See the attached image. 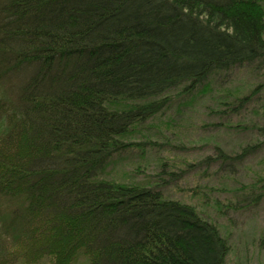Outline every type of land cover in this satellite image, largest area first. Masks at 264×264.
Masks as SVG:
<instances>
[{"label":"trees","instance_id":"1","mask_svg":"<svg viewBox=\"0 0 264 264\" xmlns=\"http://www.w3.org/2000/svg\"><path fill=\"white\" fill-rule=\"evenodd\" d=\"M240 69L264 77V0H0V264H227L228 236L165 191L183 169L106 173L187 112L260 137L188 164L237 173L264 149V80Z\"/></svg>","mask_w":264,"mask_h":264},{"label":"rangeland","instance_id":"2","mask_svg":"<svg viewBox=\"0 0 264 264\" xmlns=\"http://www.w3.org/2000/svg\"><path fill=\"white\" fill-rule=\"evenodd\" d=\"M237 73L232 85H238L242 90L264 80V77L257 80L247 69ZM212 117L206 113L187 112L185 117L175 116V122L170 125L156 121L159 130L152 139L159 145L140 152V155L134 153L119 158L109 164L106 175L116 180L144 181L160 170V161L166 162L170 169H183L184 177L167 182V194L193 204L228 236L231 252L227 264H264V248H259L258 244L264 232V197L256 204L247 202V205L244 200L257 192L258 185L264 182V149L242 163L234 174L224 173V170L215 173V165L200 170L188 166L190 162L212 154L215 144L235 150L246 141L260 138L249 130L243 134L224 129L215 131L210 125L211 120H215ZM251 118L246 120L249 125L254 122V117Z\"/></svg>","mask_w":264,"mask_h":264}]
</instances>
